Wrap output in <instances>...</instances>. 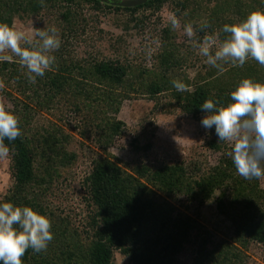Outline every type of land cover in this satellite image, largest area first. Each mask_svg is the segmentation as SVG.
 Returning <instances> with one entry per match:
<instances>
[{"label": "trees", "instance_id": "1", "mask_svg": "<svg viewBox=\"0 0 264 264\" xmlns=\"http://www.w3.org/2000/svg\"><path fill=\"white\" fill-rule=\"evenodd\" d=\"M165 4L172 5L175 17L184 22L203 15L210 27L201 31L203 22L196 25L195 39L215 34L218 42L225 38L220 31L224 24L264 11V0H147L134 8L97 0H44L43 6L39 0H0V23L12 26L15 18L51 16L61 40V47L51 53L56 57L53 70L35 84L18 63H0L5 85L1 91L11 104L5 108L18 116L22 130L15 141H4L10 148L6 158L10 185L0 195V203L30 206L46 215L54 234L46 251L27 250L23 264H114L115 253L130 264H249L252 248H264V179L237 175L227 155L231 146L218 144L214 128L207 133L206 148L219 156L211 166L146 162L151 145L142 144L139 137H133L130 145L143 161L131 167H122L109 151L114 140L126 133V125L117 119L124 101L147 98L154 103L153 112L178 111L199 121L206 115L200 109L206 99L226 105L230 91L243 78L264 82V67L249 60L242 68L226 64L218 74L191 46L176 42L171 23L162 26L159 21L148 67L121 56L78 58L62 44L65 38L84 33V6L122 11L130 15L127 26L145 29L148 15L141 19L134 15L144 9L153 16ZM174 79L190 90L177 92ZM44 114L54 120L47 117L49 121L38 124ZM74 144L93 154L81 182L82 221L51 198L79 160ZM216 193V210L232 227L229 239L215 238L177 208L198 210ZM185 253L188 259L182 263Z\"/></svg>", "mask_w": 264, "mask_h": 264}, {"label": "clouds", "instance_id": "2", "mask_svg": "<svg viewBox=\"0 0 264 264\" xmlns=\"http://www.w3.org/2000/svg\"><path fill=\"white\" fill-rule=\"evenodd\" d=\"M41 6L44 0H39ZM172 29L179 26L173 16ZM200 30L210 27L203 22ZM225 35L218 42L215 34H205L202 40L193 39L195 31L192 23L184 26V34L189 38L191 47L205 63L217 70L225 71L224 65L243 67L249 60L264 67V11H252L238 23L224 24L220 29ZM29 38L15 26L0 23V63H18L26 70L27 80L35 84L53 70L56 57L51 53L61 47V40L55 28L33 30ZM172 86L177 92L189 91L184 82L174 79ZM0 80V89L4 88ZM230 102L226 105L219 100L206 99L201 111L206 115L200 123L206 130L214 128L219 143L230 145L227 155L237 175L245 180L264 179V82L243 78L229 93ZM22 136L19 118L7 111L0 103V159L7 158L10 143ZM49 217L30 206H17L13 202L0 203V264H23L22 257L27 250L41 253L47 250L54 239Z\"/></svg>", "mask_w": 264, "mask_h": 264}, {"label": "rangeland", "instance_id": "3", "mask_svg": "<svg viewBox=\"0 0 264 264\" xmlns=\"http://www.w3.org/2000/svg\"><path fill=\"white\" fill-rule=\"evenodd\" d=\"M174 9L172 5L165 4L153 16L150 11L144 9L138 11L134 17L141 19L148 15L146 28H133L127 21L130 15L122 11L114 12L103 8L102 11H94L90 6H84L82 13L86 19V28L84 33L78 38H70L62 42L69 54L78 58L88 56L101 58H114L121 56L123 59H129L134 63H141L150 66V56L156 47L155 27L159 21L162 26L170 24ZM177 18V17H176ZM178 19V18H177ZM179 20V26L174 30L176 33V42L182 47H190L189 38L184 34V26L192 23L193 27L199 25L204 20V16L187 19L184 22ZM19 31H23L29 38L34 37L33 30L43 27L56 28V23L51 16L43 19L32 18L24 21L15 18L13 25ZM99 31H102L100 33ZM102 38V40H100ZM195 39V37H193ZM197 40V39H196ZM195 54H198L195 51ZM199 55V54H198ZM203 61L205 58L199 55ZM189 76H194L193 71H189ZM6 89H9L6 87ZM0 103L6 108L11 104L3 96L0 89ZM154 103L147 98H135L124 101L117 119L122 121L127 129L126 133L117 137L109 151L116 157L120 165L126 168L133 166L136 162L143 161V158L137 152H134L130 141L133 137H139L143 143H150L151 150L144 157V161L155 163L164 161L167 163L185 162L190 164H204L207 166L217 163V154L206 148L207 133L209 130L201 126V119H194L185 116L178 111L172 112H153ZM47 117L54 120L46 114L38 117L39 123H46ZM47 119V120H46ZM49 121V120H48ZM230 146V145H229ZM73 145L72 149L78 153L79 160L70 171L65 181H63L54 191L51 197L52 202L65 210L77 221L83 218L82 206L80 204L81 182L87 171L89 158L93 156L88 148ZM94 148V147H93ZM98 152L97 148H94ZM141 157V158H140ZM141 159V160H140ZM10 185V176L8 173V160L0 159V195L3 194ZM264 187V184L262 183ZM208 201L203 207L196 210L190 207L191 211L177 207L179 211L194 217L197 221L211 231L215 238L229 239L232 234L231 224L224 220L216 210L214 199ZM189 253L181 255L180 261L186 263ZM114 264H130L128 260L115 253ZM249 264H264V248L253 247L250 252Z\"/></svg>", "mask_w": 264, "mask_h": 264}, {"label": "water", "instance_id": "4", "mask_svg": "<svg viewBox=\"0 0 264 264\" xmlns=\"http://www.w3.org/2000/svg\"><path fill=\"white\" fill-rule=\"evenodd\" d=\"M102 4H109L120 8H134L141 6L147 2V0H119L117 2H111L109 0H97Z\"/></svg>", "mask_w": 264, "mask_h": 264}, {"label": "flooded vegetation", "instance_id": "5", "mask_svg": "<svg viewBox=\"0 0 264 264\" xmlns=\"http://www.w3.org/2000/svg\"><path fill=\"white\" fill-rule=\"evenodd\" d=\"M109 1H111V2H117V1H119V0H109Z\"/></svg>", "mask_w": 264, "mask_h": 264}]
</instances>
